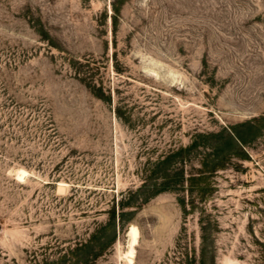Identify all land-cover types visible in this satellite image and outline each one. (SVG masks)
<instances>
[{"label":"rangeland","instance_id":"rangeland-1","mask_svg":"<svg viewBox=\"0 0 264 264\" xmlns=\"http://www.w3.org/2000/svg\"><path fill=\"white\" fill-rule=\"evenodd\" d=\"M0 264H264V0H0Z\"/></svg>","mask_w":264,"mask_h":264},{"label":"bare ground","instance_id":"bare-ground-1","mask_svg":"<svg viewBox=\"0 0 264 264\" xmlns=\"http://www.w3.org/2000/svg\"><path fill=\"white\" fill-rule=\"evenodd\" d=\"M17 173L16 174L18 175L19 180H25L28 175V172L23 169H20ZM129 237H130L129 247L128 250L124 253V258L128 263H131L134 261L135 258L136 245L138 244L140 238V229L135 225L131 226Z\"/></svg>","mask_w":264,"mask_h":264}]
</instances>
